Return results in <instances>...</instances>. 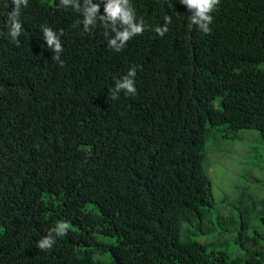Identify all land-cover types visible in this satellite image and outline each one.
<instances>
[{
    "label": "trees",
    "instance_id": "obj_1",
    "mask_svg": "<svg viewBox=\"0 0 264 264\" xmlns=\"http://www.w3.org/2000/svg\"><path fill=\"white\" fill-rule=\"evenodd\" d=\"M131 3L150 27L117 52L114 33L99 21L89 32L73 27L82 14L59 0L21 4L17 45L7 25L15 4L0 0V264H264L256 207L233 215L241 254L210 248L191 229L212 230L209 134L264 137V0H220L209 33L180 0ZM167 16L161 37L154 29ZM42 25L63 30V66ZM133 66L137 94L112 99ZM65 220L79 229L40 250Z\"/></svg>",
    "mask_w": 264,
    "mask_h": 264
},
{
    "label": "rangeland",
    "instance_id": "obj_2",
    "mask_svg": "<svg viewBox=\"0 0 264 264\" xmlns=\"http://www.w3.org/2000/svg\"><path fill=\"white\" fill-rule=\"evenodd\" d=\"M226 132L213 130L206 143L205 167L211 178L215 201L210 212L212 230L197 232L195 223L191 225V229L195 231L192 232L193 237L201 235V240L212 242L210 248L223 249L232 255H238L245 250L235 241V231L239 230L235 224L240 222L239 217L237 219V215H233L244 212L238 206L256 207L257 211L252 212L253 218H264L263 215H257H261L260 210L264 209V137L256 129L241 130L239 138L224 136ZM234 204L236 206L231 207ZM220 215L224 217L218 218ZM225 216H232L233 219V224L228 227L221 224ZM260 228H264L263 223H260ZM114 238L116 237H110ZM248 241L245 242L247 247L251 245ZM103 259L107 261L106 258Z\"/></svg>",
    "mask_w": 264,
    "mask_h": 264
},
{
    "label": "clouds",
    "instance_id": "obj_3",
    "mask_svg": "<svg viewBox=\"0 0 264 264\" xmlns=\"http://www.w3.org/2000/svg\"><path fill=\"white\" fill-rule=\"evenodd\" d=\"M15 8L8 13V35L11 39L19 45V37L22 34V24L18 17L20 14L21 4L25 7L28 0H12ZM101 3H103L104 14H100ZM180 3L185 5L189 12L190 23L198 26L199 30L204 33L211 31L209 25L213 21L211 13L216 10V6L220 0H180ZM58 7L65 9L71 8L75 12L82 14L83 20H77L72 25L78 27L81 23L85 32L91 31L96 27L97 21L101 22L105 29V36L109 35V30L114 35L108 41V47L115 49L117 52L121 51L126 43L134 36L143 35L150 25L145 24L141 18L139 22L136 19V12L131 3V0H101L100 3L94 0H59ZM172 22L171 16L165 17V24L163 27L157 26L154 31L159 36L163 37L168 32V24ZM43 39L46 41L47 47L54 52L53 61L59 62L63 66V61L60 59V54L63 51L61 43V36L63 30L59 33L49 26H41ZM136 67L133 66L125 76L115 81V87L110 89L111 98L118 99L119 93L123 92L127 96H135L137 89L135 86ZM225 136V135H224ZM79 225L72 221H60L43 239L37 242V247L40 250H50L55 243L56 237H63L69 231H77Z\"/></svg>",
    "mask_w": 264,
    "mask_h": 264
}]
</instances>
